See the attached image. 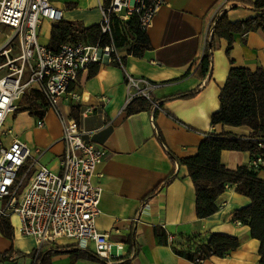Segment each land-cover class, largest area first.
Wrapping results in <instances>:
<instances>
[{"label": "crops", "instance_id": "crops-1", "mask_svg": "<svg viewBox=\"0 0 264 264\" xmlns=\"http://www.w3.org/2000/svg\"><path fill=\"white\" fill-rule=\"evenodd\" d=\"M104 2L55 0L53 5L61 11V20L79 22L87 28L100 24L99 4ZM234 4L236 0H163L145 29L150 50L134 58L126 54L125 48L119 49L122 67L102 64L92 76L88 75V70L81 73L59 104L64 117H70L72 108L78 110L79 130L85 132L83 137L103 150L91 179L101 189L95 227L98 232L109 234L111 241L120 242L125 255L129 252L125 242L128 237H132L135 248L130 259L115 264H193L175 255L170 243L178 237L208 233L236 237L238 247L221 258L211 257L201 264H257L259 261L258 241L250 237L247 226L233 219L236 210L249 205L248 198L236 193L234 186L227 185L215 201L217 211L207 218L197 219L194 188L187 169L182 165L174 169L166 155L168 151L177 159L192 157L201 140L210 134L247 137L251 133L245 126H212L210 118L219 110L220 90L230 68L250 72L260 69L264 74V34L256 30L243 38L234 35L229 50L227 42L219 39L212 51L210 74L202 78L194 70L203 54L207 30L218 10L225 9L230 22L257 15L251 9L231 8ZM52 25L42 20L38 33L40 44L47 46ZM126 75L157 85L151 98L161 102L160 111L153 115L147 110L125 114ZM188 93L193 95L166 100ZM85 109H91L92 113L81 117ZM14 117L18 124L14 135L31 152L27 165L34 157L38 158L30 174L37 165L59 172L63 143L55 115L50 111L45 113L43 128H37L33 116L27 112H17ZM249 161L248 152L220 153V164L226 170L248 167ZM256 176L264 182V173L256 172ZM156 188L157 192L148 198ZM8 220L13 237L6 239L0 234V253L11 251L22 256L14 255L13 261H0V264H32L28 254L36 248L34 240L18 233L16 216ZM154 227L164 230L167 245L155 243ZM56 247H68L72 251L51 256L49 264H103L87 251L80 250L73 240H59Z\"/></svg>", "mask_w": 264, "mask_h": 264}, {"label": "built area", "instance_id": "built-area-1", "mask_svg": "<svg viewBox=\"0 0 264 264\" xmlns=\"http://www.w3.org/2000/svg\"><path fill=\"white\" fill-rule=\"evenodd\" d=\"M54 1L0 0V217L16 216L18 233L34 240L36 253L43 248H55L59 240L69 239L99 262L115 264L125 256L123 245L111 241L109 234L98 232L95 227L101 189L91 179L103 150L83 137L85 132L79 130L74 119L61 114L59 104L90 66L122 67L123 62L112 44L65 43L57 52L40 44L42 20L54 24L62 19ZM162 3L163 0H105L99 4L101 33H110L112 18L124 22L132 16L145 30ZM212 23L213 20L209 28ZM125 86L128 93L125 107L142 98L153 110L160 111L151 98L157 85L126 75ZM33 93L39 94L45 103L39 109L43 117L35 119L36 127H44L47 111L55 115L61 126L63 154L57 173L37 165L30 174L38 158L34 157L27 165L31 158L29 148L10 129L2 130L6 118L18 112L23 98ZM91 113V109H85L80 116ZM256 146L257 152L250 157L247 168L264 173V140H256Z\"/></svg>", "mask_w": 264, "mask_h": 264}, {"label": "trees", "instance_id": "trees-1", "mask_svg": "<svg viewBox=\"0 0 264 264\" xmlns=\"http://www.w3.org/2000/svg\"><path fill=\"white\" fill-rule=\"evenodd\" d=\"M236 1L237 4L232 5L231 8L239 6L251 9L257 12V15L244 21L230 22L225 9L216 12L209 28L211 32L209 39L206 38L204 41L203 54L194 67L195 72L202 78L210 74L211 56L216 41L224 39L229 50L234 35L243 38L247 33L256 30H260L264 34V0ZM65 43L88 45L99 43L101 46L112 44L117 50L125 48L126 54L134 58H140L150 50L148 36L145 30L140 28L135 16L124 22L112 18L109 34H102L100 25L85 28L79 22L60 20L54 23L50 29L47 47L52 52H57L59 47ZM98 67L99 65L90 66L88 75H94ZM192 95L193 93L182 94L166 100L187 98ZM155 102L159 107L161 106V102ZM22 103L25 108L20 111H26L33 117H43V112H39V109L44 108L45 103L39 94L33 93L29 97H24ZM146 110L152 115L156 112L150 103L142 98L132 100L124 108L126 115ZM78 116V110L72 108L70 117L77 123H79ZM210 124L212 126H245L251 130V133L247 137H238L230 133L210 134L201 140L192 157L177 159L168 151H166V155L172 160L174 169L178 165L185 166L187 169L194 188V210L197 219L207 218L217 211L215 201L224 192L227 185L234 186L236 193L248 198L249 205L236 210L233 219L239 224L247 226L250 237L258 241L259 261L257 264H264V182L257 178L255 171L247 167L226 170L220 164L222 151L248 152L252 157L257 152L256 140H264V74L260 69L250 72L244 68H230L220 90L219 110L211 116ZM156 192L157 188L150 193L148 198ZM0 234L6 239L13 237V230L7 218L0 217ZM153 235L157 245L168 244L167 235L160 227L153 228ZM177 239L180 240V243H176V239L170 243L172 252L193 264H201L211 257L221 258L238 247L236 237L219 233L187 238L178 237ZM125 242L129 246V252L120 263L126 262L135 253L132 237H128ZM71 251V248L68 247L43 248L37 253L33 250L28 254V257L32 259V264H49L51 256ZM73 254L75 253L73 252ZM14 255L22 256L19 253L13 254L11 251H7L0 253V261H13Z\"/></svg>", "mask_w": 264, "mask_h": 264}, {"label": "rangeland", "instance_id": "rangeland-1", "mask_svg": "<svg viewBox=\"0 0 264 264\" xmlns=\"http://www.w3.org/2000/svg\"><path fill=\"white\" fill-rule=\"evenodd\" d=\"M0 40H1V37H0ZM25 108V105H24V103H22L21 105H20V108H19V111L18 112H26V111H20V110H23ZM17 113V112H16ZM14 115H15V113L14 114H11V115H9L7 118H6V120H5V122H4V124H3V126H2V130L3 131H6V130H9V129H11V131L13 132V134L18 130V124H17V121H16V118L17 117H14ZM33 119H34V121H35V119H36V117H32ZM26 179H25V181L23 182V184H22V186H24L25 184H26Z\"/></svg>", "mask_w": 264, "mask_h": 264}, {"label": "water", "instance_id": "water-1", "mask_svg": "<svg viewBox=\"0 0 264 264\" xmlns=\"http://www.w3.org/2000/svg\"><path fill=\"white\" fill-rule=\"evenodd\" d=\"M175 241H176V243H180V240H178V239H176Z\"/></svg>", "mask_w": 264, "mask_h": 264}]
</instances>
